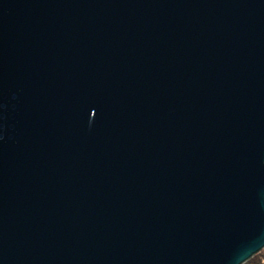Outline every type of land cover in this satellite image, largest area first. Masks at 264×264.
I'll use <instances>...</instances> for the list:
<instances>
[{
	"label": "water",
	"instance_id": "1",
	"mask_svg": "<svg viewBox=\"0 0 264 264\" xmlns=\"http://www.w3.org/2000/svg\"><path fill=\"white\" fill-rule=\"evenodd\" d=\"M263 249L264 0H0V264Z\"/></svg>",
	"mask_w": 264,
	"mask_h": 264
},
{
	"label": "trees",
	"instance_id": "2",
	"mask_svg": "<svg viewBox=\"0 0 264 264\" xmlns=\"http://www.w3.org/2000/svg\"><path fill=\"white\" fill-rule=\"evenodd\" d=\"M244 264H264V249Z\"/></svg>",
	"mask_w": 264,
	"mask_h": 264
}]
</instances>
